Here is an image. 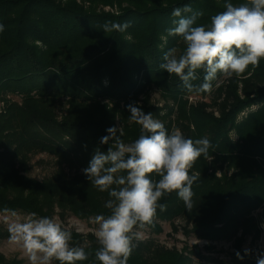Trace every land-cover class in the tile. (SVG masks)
<instances>
[{"label":"trees","instance_id":"16d2710c","mask_svg":"<svg viewBox=\"0 0 264 264\" xmlns=\"http://www.w3.org/2000/svg\"><path fill=\"white\" fill-rule=\"evenodd\" d=\"M61 1L0 0L4 26L0 32V213H36L39 218L53 217L58 211L61 218L70 213L84 220L110 215L105 207L107 192L92 185L87 188L90 181L82 169L97 149L106 152L111 145L112 141L100 143L109 135L107 129L121 127L120 139L125 143L139 138L141 126L129 120L127 106L138 105L158 117L161 110L150 99L156 91L172 103L163 117L168 118L166 129L179 128L194 141L206 137L211 147L207 158L202 155L190 170L200 173L192 188V211L173 192L160 200L167 209L157 210L147 228L159 234L156 222H168L176 233L174 220L179 219L185 236L209 242L204 246L207 252L214 250V242H231L232 259L215 264H257V259L243 254L242 246L247 238L257 241L260 234L250 213L261 209L264 221V59L214 88L218 77L207 93H189L177 76L159 68L168 49L184 50L181 38L167 33L178 19L172 16L174 8L191 5L193 11L202 10L204 15L196 24L208 26L211 16L226 10V3L239 6L248 0H80L82 7L89 4L88 11L75 0ZM98 2L119 8L125 3L132 9L119 15L94 13L92 5ZM107 21H129L131 26L124 32H104ZM162 36L164 51H160ZM157 59L159 63H154ZM197 74L199 79L193 83L199 85L204 72ZM190 94L209 100L187 106L182 96ZM252 105L258 108L239 117ZM37 153L53 157L56 166L42 182L26 176L27 165ZM224 164L226 173L230 168L233 173L215 179V171ZM151 178L159 179L155 174ZM71 233V245L83 246L89 254L77 264H101L95 258L96 239ZM4 236L0 233V241ZM190 255L199 257L197 264L211 261L198 249L184 255L153 240L134 239L128 264H192ZM0 264L19 262L0 254Z\"/></svg>","mask_w":264,"mask_h":264},{"label":"clouds","instance_id":"9594fccd","mask_svg":"<svg viewBox=\"0 0 264 264\" xmlns=\"http://www.w3.org/2000/svg\"><path fill=\"white\" fill-rule=\"evenodd\" d=\"M224 7L225 11L211 16L208 26L196 24L204 13L193 11L191 5L172 11L178 19L172 21L174 27L167 33L181 38L184 50L168 49L159 68L177 76L189 93L211 92L218 77H240L249 65L255 68L264 59V0H248L239 6L226 3ZM130 26L129 21H107L103 30L124 32ZM198 70H203L204 76L203 83L196 85L193 81L199 79ZM127 107L129 120L141 126L139 138L125 143L120 139L121 127L107 129L109 135L100 143L112 141L111 145L106 152L97 149L82 169L90 184L110 197L105 202L110 215L93 218L98 225L94 230L99 245L95 258L101 264H128L133 240L140 235L138 229L152 225L157 210L166 211L167 205L160 203L166 195L176 192L185 208L192 211V188L200 173L190 174V170L202 155L207 158L211 147L206 137L194 141L179 128L169 132L151 112L145 113L135 104ZM152 174L159 179H152ZM8 232L9 243L23 250L29 264H77L88 259L83 246L71 245L72 233L55 216L36 218V213H31L23 221L9 223ZM257 264H264V255Z\"/></svg>","mask_w":264,"mask_h":264},{"label":"rangeland","instance_id":"374dc122","mask_svg":"<svg viewBox=\"0 0 264 264\" xmlns=\"http://www.w3.org/2000/svg\"><path fill=\"white\" fill-rule=\"evenodd\" d=\"M55 1L59 2V0H55ZM66 1L67 0H62L61 2L64 4L66 3ZM75 2L78 6L82 7L81 6L82 2L80 0H75ZM88 8H89V4L84 3V6L82 7V9L84 11H88L87 10ZM92 8L94 10L93 11L94 13L119 15L121 11H124L126 9H132V6L124 3L121 5V8H119L116 4L110 5L105 2H98L92 5ZM164 39L165 37L162 36L161 37L162 45H160V48H161L160 51L165 50L166 42L164 44ZM159 61L160 59H157L155 60L154 63H159ZM224 80L225 78L221 77L218 80V83L215 85L214 88L218 87L221 84V82ZM237 86H238L237 92L239 95L241 85L238 84ZM12 99L18 103L20 102L19 98H12ZM150 99H151V103L153 104V106H157L161 110L158 114L159 118L156 117L155 119H159L163 124H165L168 118L164 119L163 117L166 114L167 108L169 106L170 107L172 106L171 105L172 103L170 101H167L165 97H162V96L160 97V94L156 91H152L150 93ZM182 100L188 104L187 106H189L190 104H193L196 101H199V100L208 101L209 99L208 97L202 98L199 95L190 94V95H183ZM154 103H158V104H154ZM257 108H258L257 105H252L251 107L246 108L244 111H242L239 114V117L242 118L243 116H246L248 112L255 111ZM174 110L176 111L175 108ZM57 113H58V117H60V115H62L61 109H58ZM174 117L175 116L171 115L169 118L173 120ZM231 136L233 137V139L235 138L234 132H232ZM27 167H28V171L26 173V176L28 178L35 180V182H42L44 180L49 179L53 175L56 169V166L54 165V158L45 153L34 154L31 157ZM226 169H227V164H224L222 170H216L214 173L215 179L219 180L224 176L230 177V175L233 173V170L230 168L228 169L226 173L225 171ZM224 171H225V174L223 173ZM211 172L212 170L209 171V173ZM70 174L71 173H69V175ZM86 184L87 185L85 186L87 188L91 187L90 183H86ZM16 214L17 215L13 217L11 214L0 213V233L5 234L4 239L0 241V254H2L6 260H16L19 262V264H29L28 259L26 255L24 254L23 250L19 248L18 246H14L9 243L8 224L11 223L13 220L23 221L30 216V215L20 214V213H16ZM54 216L58 218V221L62 224V226L66 230H69L70 232H74L83 237L87 235H92L95 238L94 230L95 228L98 227V225H96L93 222L94 217L84 220V219H79L70 213H66L63 215V218H61L58 211H56V214ZM250 216L255 222V225L257 229L260 231V234H259V238L255 242H252L250 238H247L242 246V252L245 255L251 256L252 259H258L259 257L256 258L257 255L264 254V221L261 217L262 216L261 209L252 211L250 213ZM156 223L159 225L161 229V232L159 234L152 233L151 230L147 227L144 229H138V231L140 232V235L138 238H136V240H143V241L153 240L155 243L161 246H164L167 249H175L179 254L184 253V255L186 252L187 253H189L190 251L196 252V249H198L200 250V256H203L211 260L208 262L203 260V263L207 262L209 264H215L214 261H221V260L230 261L232 259L234 250L232 248L231 242H214L212 243L215 246L214 250L212 252H207L204 250V246L208 245L209 242L204 241V240H196L192 236H185L181 228L183 225L181 220L179 219L174 220V225L178 228V232L176 233L172 231L170 223L158 222V221ZM6 234H8V236H6ZM189 257H191L192 259V264H197L199 262L198 256L190 255Z\"/></svg>","mask_w":264,"mask_h":264}]
</instances>
